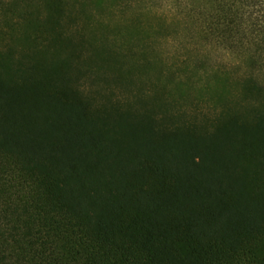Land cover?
<instances>
[{"label": "trees", "instance_id": "obj_1", "mask_svg": "<svg viewBox=\"0 0 264 264\" xmlns=\"http://www.w3.org/2000/svg\"><path fill=\"white\" fill-rule=\"evenodd\" d=\"M0 264H264V0H0Z\"/></svg>", "mask_w": 264, "mask_h": 264}]
</instances>
